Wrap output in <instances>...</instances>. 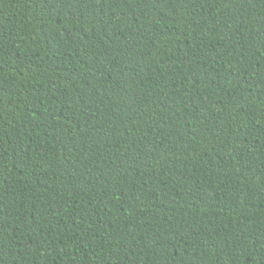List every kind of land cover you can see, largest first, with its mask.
<instances>
[{"label": "trees", "instance_id": "1", "mask_svg": "<svg viewBox=\"0 0 264 264\" xmlns=\"http://www.w3.org/2000/svg\"><path fill=\"white\" fill-rule=\"evenodd\" d=\"M0 264H264V0H0Z\"/></svg>", "mask_w": 264, "mask_h": 264}]
</instances>
